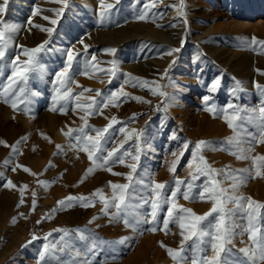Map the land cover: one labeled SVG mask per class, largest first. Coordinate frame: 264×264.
<instances>
[{
	"label": "rangeland",
	"instance_id": "obj_1",
	"mask_svg": "<svg viewBox=\"0 0 264 264\" xmlns=\"http://www.w3.org/2000/svg\"><path fill=\"white\" fill-rule=\"evenodd\" d=\"M12 1L8 0L5 11L0 14L3 26L6 25L8 15L13 12L9 5ZM76 1L69 0L66 7H70ZM102 1L122 4L121 7L114 8L112 14L124 15L127 19L137 20L144 15L146 19L142 21L150 22L168 12L167 9L158 8L157 3L150 0ZM196 1L176 0L180 6L179 13H183L181 16L185 22L180 42L173 45V49L177 51H173L170 60L160 66L159 71L154 73L149 71L150 75L145 73L143 68L130 67L132 64L146 61L150 62L148 63L150 66L156 60V56L163 52L161 47L156 48L154 44H150L146 37H134L117 44L101 45L99 42H92L91 46H96V52L100 56L93 61L98 66L96 72L89 77L92 83L90 92L84 91L87 83L80 81L82 73L79 61L82 48L78 45V38L81 32L76 29L59 31L63 19L76 20L77 15L65 14L60 17L51 35H45L33 45L23 41L34 27L27 26V21L28 24L29 21L33 23L37 18V15L32 18L31 12L22 15L21 25L13 36L12 33H6L8 44L5 48V57L0 61V93H3L9 84V77L13 76L12 61L17 60V65L22 67L24 61L28 59L24 55L25 48H35L43 41L48 43L36 54L37 67L26 73L30 83L12 87L6 96L0 95V141L3 142L0 143V256L6 251L0 264H87V262L176 264L170 258L167 249L174 251L180 249L181 229L175 219L170 221L166 230L163 227V220L170 205L161 204L156 222L152 224L146 222L151 220L152 187L154 183L166 182L167 186L163 192L170 196L171 191L177 187L176 180H191L190 172L195 174V170L189 168V163L199 162L193 156L198 141L212 142L208 148L199 151V155L203 156L210 169H227L232 175L244 178L242 182H238V187L233 189L232 179L225 178L223 172L214 173L219 187L228 189L227 195L236 198L250 197L252 201L264 205V161L253 163L255 157L264 156V143L258 142L264 139V118L260 114L261 102L264 101V94L260 91V88H264L262 74L264 67L260 66L264 58V45H252L251 42L249 44L240 37L239 32L232 30H214L209 34H203L201 39L194 37L191 30L192 18L199 16L196 12L197 6L208 12L215 4L222 16L231 14L230 17L256 20L259 16L264 18V0L251 2L247 0L250 4L248 9L243 7V0H199L197 3ZM160 10L162 12H159ZM207 18L212 24L217 22L220 25L223 21L210 15ZM11 36H16L14 42L11 41ZM257 39L264 41V38ZM214 45L229 49L231 52H241L248 56L250 63L242 70L234 69L233 63L236 58L228 64H221L206 52ZM188 47H192L198 57L194 63L195 78L191 80L179 75L182 67L180 60ZM107 48L116 49V52L103 54ZM69 49L73 51L74 56L76 53L80 54L72 61L70 80L64 86L65 89H71L72 96L68 101H60L54 105L56 89L61 87L56 74L64 70ZM122 59L128 68L119 65ZM113 60L118 68L114 77L108 72L99 71L110 69L112 65L108 61ZM37 68L39 75L35 74ZM212 69L220 71L219 80L210 73ZM13 79L19 81L18 77L13 76ZM215 81H218V85L214 90H210L209 86ZM244 84L250 85L254 91H244ZM20 88H24L23 93L20 92ZM96 90L102 91L105 96L112 91L117 92V95L122 93L127 95L122 96L121 101L116 102V106L109 104L104 107L102 114L86 116L76 105L78 103L84 105L83 98L86 94L88 100L89 97L97 98ZM77 95L79 100L76 99ZM205 96L209 98L207 104L203 99ZM13 101L16 102L15 109L11 106ZM229 103L233 108H227ZM61 106L64 107L63 112L59 110ZM53 107L57 110L53 111ZM206 108H213V111ZM233 116L242 117L233 120L234 124L239 125V142L235 145L228 143L229 138L236 134L226 122ZM112 118L117 122L105 133L102 141L103 151L99 155L106 156L109 151L123 144L118 155L124 157V163L121 164L117 160L106 166H99L98 161L95 170L87 173V169L93 167L92 162L89 161L86 152L79 150L78 145L73 147L76 145L74 137L79 133L74 132L71 138L64 133L69 129L80 128L86 121L89 126L86 129L87 134L95 136V132L90 129H102L112 121ZM11 122L20 123L19 130L11 127ZM121 128L125 131L121 132ZM12 133L14 136L9 137ZM18 141L20 143H17ZM186 142L189 145L187 150L184 148ZM13 145L16 146L15 151ZM57 145L60 146L59 149ZM137 145L140 148L139 153L136 150ZM220 147L226 150H213ZM230 153L248 158L238 159L236 154ZM136 155L138 160H133L132 156ZM177 157L180 158L175 171L170 172L169 169ZM49 164L52 166L49 167ZM133 164L136 165L135 172L129 167ZM257 166L261 173L259 177L255 175ZM33 167L39 168L40 173L32 174ZM13 168L16 170L13 171ZM24 168L29 171L25 172ZM107 168H111V172ZM149 170L153 172L151 175H148ZM15 175L22 179L21 186H26L24 203L19 207L17 205L20 200L13 202L12 191L3 186ZM129 175L133 177V181H129L127 178ZM40 181L48 182L47 186L41 185ZM109 182L119 185L130 184L126 192L134 198L128 201L133 207L128 209L127 219L132 227H126L123 218L119 220L111 218L116 212L114 206H110L107 209L108 214H105L100 196L93 195L100 190L102 196L111 201L113 189ZM193 183L195 187L191 189V198L189 200L183 198L187 185H181L174 202L178 207L191 209L196 215H204L212 208V202L207 197L202 201L199 194L204 190L201 186L210 183V178L200 176ZM68 196L87 197L92 202L91 206L83 207L76 202L70 208H60L58 201ZM33 199L36 201L34 210ZM53 209L56 211L53 212ZM224 209L230 212L227 219L232 227L230 243L225 245L230 250L227 258L239 264L240 261L248 260L240 250L253 247L248 232V201L247 199L243 201L242 208L233 202H227ZM121 215L123 217V214ZM253 215L255 219L252 223L264 231V207L256 209ZM13 217L15 223L12 222ZM217 217L218 214L209 216L202 222V226L207 228L209 223L214 225ZM48 219L50 224L46 225L44 221ZM150 228H156L157 231H150ZM76 230H82L85 238L81 239ZM185 235H188L187 230ZM259 235L258 233L257 239ZM193 248V242L186 241L183 255L191 257ZM204 248L202 255L208 257L214 255L210 245H205ZM42 252H45L43 259ZM225 255L221 253L222 257ZM181 264L184 262L181 261ZM187 264H191L190 259ZM258 264H264V261Z\"/></svg>",
	"mask_w": 264,
	"mask_h": 264
},
{
	"label": "snow or ice",
	"instance_id": "obj_2",
	"mask_svg": "<svg viewBox=\"0 0 264 264\" xmlns=\"http://www.w3.org/2000/svg\"><path fill=\"white\" fill-rule=\"evenodd\" d=\"M8 0H4V4L0 5V13H3L5 11L4 5H6ZM103 7V4H102ZM112 5L108 4L105 7V10L100 13L101 17H104L108 9H111ZM37 14V10H34L33 15ZM181 15L183 13L181 12ZM44 19H48V17H44ZM140 20H144L145 16H140L138 17ZM32 22L29 21V24ZM52 24H56V20L51 21ZM4 22L0 20V25H3ZM34 27L40 28L41 31L47 32L49 35L52 33L51 28H42L39 25H33ZM172 27H175L176 25L173 24L171 25ZM17 31L16 26H5L2 30H0V61H2L5 57V48L7 47L8 40L6 39V33H14ZM48 43V41H43L40 45H38L35 48L32 49H24V55L28 57L26 61H24L23 66L20 67L17 65V60L12 61V66L14 68L13 76L18 77L19 80L26 81L27 80V75L29 71H32L35 67H37L36 63V54L39 53L44 46ZM183 43V41H182ZM252 45H264V41H260L257 38L253 37L251 40ZM87 49L88 46H84V53L85 55L87 54ZM171 51H177V49H172ZM105 52L108 54H114L116 52V49L109 48L105 49ZM79 53H76L75 56L73 54V51L71 49L68 50L67 52V64L64 68L63 71L58 72L56 74V79L57 82L61 85L60 88L56 89V93L53 97V104L55 105L56 103L60 101H68V99L72 96L71 89H65L64 86L65 84L70 80V68H71V63L72 61L76 58V56H79ZM18 59V58H17ZM92 61H96V56L92 55L91 57ZM86 64H89L88 61H85ZM109 63L112 65L110 69H99L100 72H108L112 77L115 76L116 71H118L116 62L109 61ZM91 67L95 68V64H91ZM264 74V73H262ZM13 76L9 77V84L4 88L3 93H0V95H7L11 90L12 87L17 83V80L13 79ZM111 82V80L109 81ZM239 83V82H237ZM218 84V81L213 82L209 86L210 90H214ZM135 86V85H133ZM259 87V86H258ZM84 91H92L90 89H85ZM260 91L262 94H264V88H260ZM20 92H24V88H20ZM38 93H32V95H37ZM163 94V93H161ZM127 94H121L117 95V92L112 91L110 92L107 96L100 91L96 90V97L98 98H92L89 97L90 102L87 105H82V104H77L76 107L81 109L82 111L85 112L86 116H91L94 114H102V109L104 107L109 106V104H112L113 106H116V102L121 101V97L124 96L126 97ZM77 100H79V95L76 97ZM139 100V98H134ZM205 104L208 102V97L205 96L204 98ZM7 102V100L5 101ZM11 106L15 109L16 108V102L13 101ZM227 108H233V105L229 103L227 105ZM53 111L57 110L55 107L52 109ZM61 112L64 111V107L61 106L59 109ZM208 111H213V108H206ZM260 114L261 117L264 118V101L261 102L260 106ZM135 115V114H134ZM83 119V117L81 118ZM242 119V117L239 116H233L232 118H229L226 120L228 123L229 128L233 129L234 137L229 138L228 143L235 145L239 142V132L238 128L239 125H236L233 123V120H238ZM115 118H112V121L105 126L102 129H96V128H91V131L95 132V136H91L87 134L86 129L89 128L87 125L86 121L78 129H69L68 132L64 133L68 137H73V133H79V135H76L74 139L76 140V145H73V147H76L77 145L79 146V150L86 152L88 155L89 161L92 162L93 167H90L87 169V173H91L95 170V167L98 166L97 162H100L99 166H106L110 162H116L117 160L119 163L123 164L124 163V157L122 155H118V152L120 151L121 148H123V144L119 145L117 148H114L112 151H109L106 156H101L99 153L103 151V146H102V141L105 138V133L108 132V130L113 126V123H116ZM121 132H124L125 129L121 128ZM22 140H25L26 138H21ZM259 143H264V139H261L258 141ZM0 143H3L0 141ZM17 143H20L18 141ZM212 142H206V141H198L195 145V150L193 153L194 159H198V163L194 164L192 162L189 163V168L195 170V174L190 172L191 175V180L189 181H183V180H176L175 184L177 187L171 191L170 196H166L163 192V190L166 188L167 184L165 183H154V186L152 187V212H151V220L146 221L149 224L155 223L157 219V213L158 209L160 208L161 204L167 203L170 206L168 207L167 214L164 217L163 220V227L166 230L168 228V225L170 221H173L174 219L178 222L179 228L181 229L180 235L182 236L181 240V245L179 250H172V249H167L168 254L173 261L176 262V264H181V261L184 262V264H187L188 260H191V264H236L235 261H232L227 258L228 255H230V250L225 247L227 243H230V237L232 235V227L231 224L229 223L227 217L230 214V212H226L224 209V204L227 202H233L237 205V207L242 208L243 207V201L247 199L248 201V218H249V227H248V232L249 234V239L253 242V247L252 248H244L241 249L240 251L244 253L246 257H248V260L246 261H240L239 264H258V262L264 261V231L261 229H258L255 227V225L252 223V221L255 219L253 213L255 212L256 209L264 207V205H260L254 201L251 200V198H245V197H232L227 195L228 189L219 187V182L214 178V173L218 174L219 172H223L225 178H230L234 182L231 185L233 189L238 187V182L243 181V177H238L232 175V173L228 172L227 169L224 170H213L210 169L207 166V162L204 160L203 156L199 155V151L203 150L204 148H208L209 145ZM188 143L186 142L184 145L185 150L188 148ZM13 151L16 150V146L13 145ZM57 148L59 149L60 146L57 145ZM137 153H139L140 148L139 145H137ZM213 150H220L224 151L226 150L224 147H220L219 149H213ZM128 153H124V155H127ZM230 154H236V153H230ZM175 156L176 154L173 153ZM181 156L183 153L180 154ZM237 155L238 159H247L248 157L243 156V155ZM115 158V160L113 159ZM179 158L177 157L176 160L173 161V166L169 169L170 172L175 171V167L179 162ZM133 160H138V155L132 156ZM256 161H264V156H257L253 159V163L255 164ZM7 163V161H5ZM52 165L49 164V167ZM129 167L132 168V171L135 172L136 170V165H129ZM13 171L16 169L13 168ZM25 172H28L29 170L27 168L23 169ZM109 172H111V168H107ZM256 177H259L261 175L259 171V166H257V170L255 173ZM200 176H207L210 178V183H206L204 186V190L200 192V199L203 201L206 199L211 200L212 202V208L208 213H205L204 215H196L192 212L191 209L183 208V207H178L175 204V199L177 197L178 192L180 191V186L181 185H187L186 190L183 192V198L185 200H189L191 198V189L195 187L194 181L199 179ZM129 181H133V177L129 175L127 177ZM82 182V181H81ZM139 182V181H137ZM43 186H47L48 182L46 181H40L39 182ZM110 186L113 189V197L112 200L109 201L105 199L100 190H97L93 195H99L101 198V202L104 204V209L103 211L105 214H108L107 209L110 206H114L116 209V212L111 215L112 219H121L123 218V222L126 227H132L130 224L129 220L127 219V216L129 215L128 209L133 207L128 201L134 197H132L129 193L126 192L127 189L130 188V184H111ZM5 188L9 187H16L15 185L12 184L11 181H8L3 185ZM26 186H21L20 187V192H21V197H23V191ZM119 193V194H117ZM33 197H35V192H33ZM79 202L81 206L83 207H88L91 206V201L87 197H73V196H68L64 200L58 201V205L62 209L70 208L73 206L74 203ZM147 202V201H145ZM23 198H21L20 203L17 205L19 207L21 204H23ZM33 210L36 206V201L33 199ZM255 205V207H253ZM53 212L56 211V209L52 210ZM123 214V217L122 215ZM184 214V215H181ZM213 214H218V217L216 218L215 224L209 223L208 227L205 228L202 226V222L207 220L209 216H212ZM47 218V217H43ZM42 218V219H43ZM95 219V217L93 218ZM13 223H15V217H13L12 220ZM40 221H37L39 223ZM92 221H89L91 223ZM150 231H157L156 228H150ZM185 230H187L188 235H185ZM61 231V230H57ZM66 231V230H65ZM80 234V238L84 239L85 237L83 236L82 230H76ZM259 235V239H257V234ZM50 235V234H49ZM35 239V237H33ZM47 239V237H45ZM191 240L193 242L194 248H193V255L191 257H187L183 255L185 249H184V244L186 241ZM205 245H210L211 249L214 252V255L211 257H208L206 255H202L205 251L204 246ZM162 247H164L163 244H161ZM48 250V246H45V251ZM63 251V249H61ZM221 253H225L226 255L224 257L221 256ZM45 255V252L41 253V258L43 259ZM79 255V253H77ZM87 264H90V262H87Z\"/></svg>",
	"mask_w": 264,
	"mask_h": 264
},
{
	"label": "bare ground",
	"instance_id": "obj_3",
	"mask_svg": "<svg viewBox=\"0 0 264 264\" xmlns=\"http://www.w3.org/2000/svg\"><path fill=\"white\" fill-rule=\"evenodd\" d=\"M68 1L69 0H37V1L35 0H13L11 4L9 3L10 9H12L13 12H11L10 16L8 15L5 26L12 25V26H16L17 28H19L18 26L21 25L20 23L22 20V15H24L25 12L26 13L31 12L32 18H33L35 17V15H33L34 10H37V14H36L37 18H35L34 22L31 24H28V21H27V26L31 25L32 27V25H39L42 28H51L52 30H54V27L57 25V22H58L57 20L60 17L65 16V14L67 16L77 15L76 20H72V19L68 20L67 18H66L67 20L63 19L59 27V31L63 32L64 29L65 30L66 29L67 30L76 29L81 32L80 37L78 36L79 37L78 45L80 48H82L81 49L82 55L79 61V67L82 73V77L80 81L87 83L86 89H92V85H91L92 83L89 77L94 72H96V67L98 66L96 63H94L91 60V57L92 55H95L96 57L100 56V54L96 52V49H95L96 46H93V47L91 46L92 42L94 41L99 42L101 45L103 43L104 44H107V43L117 44L121 41H126L134 37H143V36L146 37V39L150 42V44L151 43L154 44L156 48L161 47L163 49V52L160 55L156 56V60L153 61L152 65L150 66L148 64L150 62L146 61L144 63H139L135 65L132 64L130 65V67L134 69L143 68L144 72L149 74V71L150 73L159 71L160 66L166 63L168 60H170L173 54V51H171L173 49V45L180 42L181 33L184 29L185 22L181 14L179 13L180 6H179V3L176 2V0H150L153 3H157L158 6L156 4L155 6H157L158 8L163 9V10L165 9L168 10V12L163 17L161 18L159 17L157 20H153L150 22L142 21L140 19H137V20L127 19V17L124 15L117 16V15L112 14L113 9L121 7L122 4L113 3V2H105L102 0H77L76 2L72 3L70 7H66V4ZM111 1H115V0H111ZM249 1L251 2V0ZM197 2H199V0H197L196 3ZM242 2H243L244 8H247V9L250 8V4L248 3L247 0H243ZM122 3H125V1H122ZM3 4H4V0H0V5H3ZM102 4H103V7H102ZM108 4H111L112 8L107 10L104 17H101L100 13L105 10V7ZM5 7L6 5H4V8ZM64 9H66V13ZM159 12H162V11L160 10ZM196 12L199 16L193 17L192 22H191L192 34L196 38L201 39L203 34L205 33L209 34L214 30H232L235 32H239L240 37H243V39L249 42V44L253 37L264 38V18L261 16H259L256 20H249V18L240 19L237 17H230L231 14L229 16L227 15L222 16V14H220V12L215 7V4L211 6L210 11L208 12L204 11L203 9L199 8V6H197ZM251 12L253 13V10ZM206 15L207 16L210 15L211 17H216L217 20H223L221 23L222 25L217 24V22L215 24H212ZM44 17H48V19L46 20L44 19ZM52 20H56V24H52L51 23ZM173 24H175L176 26L172 27L171 25ZM5 26L2 25L0 30H2ZM13 34L14 33H12V36ZM47 34H48L47 32L41 31L40 28L33 27L27 33V36H25L23 41L24 43L28 45H31V44L33 45L34 42H36L38 39L43 38ZM12 36H11V41L14 42L16 40L15 39L16 36L15 37H12ZM56 45L58 44L56 43ZM85 45L88 46L86 55L84 53ZM206 52L208 56L214 58L216 61H219L221 64H228L230 61L236 58L235 62L233 63V67L236 70L238 69L242 70L243 68H245V66H247L250 63V59L247 58L248 56L241 54V52H231L229 49L220 48L217 45H214L213 47H209L206 50ZM103 54H108V53L104 52ZM249 57L251 58V56ZM197 58L198 57L194 49L192 47H188L180 60V64L182 65V67L180 70L181 73L179 75H181L182 78L187 79V80H191L195 78L193 76V74L196 71L194 63L196 62ZM85 61H88L89 64H86ZM123 61H124L123 59L120 60L119 65L122 68L123 67L128 68V66L124 64ZM91 64H95V68L91 67L90 66ZM260 66L264 67V58L261 60ZM249 71L250 70H247V72ZM39 73L40 72L37 68L35 74L39 75ZM210 73L214 75L216 78H218L217 80H219L221 77V73L218 70L212 69ZM27 83H30L28 79L26 81L19 80L13 86V88L17 87L18 85H22V84L25 86V84ZM243 90L252 92L254 91V88H251V86L248 84H244ZM88 101H89L88 94H86L85 97L83 98L84 105H87ZM10 125L11 127L18 129V130L20 128V123H17V122H13V123L11 122ZM11 136L13 137L14 133L9 135V137ZM150 170L148 171V175H151L153 173ZM40 171L41 170L39 168H35V167L31 168L32 174H39ZM68 179L69 178H66V180ZM10 181L12 182L13 185L16 186V187H9V189L13 193V202L16 203V201L21 200V198L24 199L25 190L23 191V197H21V192L19 189L23 183H22V179L20 178V176L15 175L10 179ZM204 186L205 184H203L201 188L204 189ZM41 202H46V201L41 200ZM44 222L46 225L50 224L49 219L45 220ZM5 253L6 251L2 254V256H0V261L3 259Z\"/></svg>",
	"mask_w": 264,
	"mask_h": 264
}]
</instances>
